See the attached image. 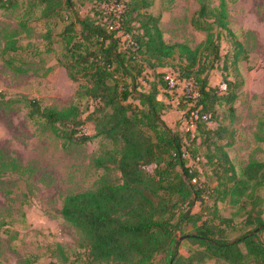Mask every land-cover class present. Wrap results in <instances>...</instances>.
I'll use <instances>...</instances> for the list:
<instances>
[{
	"label": "trees",
	"instance_id": "obj_1",
	"mask_svg": "<svg viewBox=\"0 0 264 264\" xmlns=\"http://www.w3.org/2000/svg\"><path fill=\"white\" fill-rule=\"evenodd\" d=\"M16 1L0 0V8L13 7ZM36 1L47 17L63 10L60 0ZM106 1L95 0L90 14L82 18L74 14L61 32L58 61L71 80L83 79L76 97L85 99L86 107L79 112L77 102L59 110L41 107L37 100L26 101L28 117L42 119L58 136L64 137L70 130L73 142L101 136L115 147L121 181H104L94 190L68 194L62 217L81 231L92 264H183L186 258L179 246L186 239L197 245L199 261L214 258L224 264H264V198L259 193L264 188V156L249 160L236 173L225 150L231 141H214L225 128H211L206 121H197L190 132L172 128L162 118L169 107L159 98L160 89H167L162 73L147 90L140 83L147 64L164 66L173 58L179 61V77L195 83L194 108L212 117L215 105L232 104L237 95L232 80L224 78L222 94L218 87L208 85L209 71L222 60L221 31L231 34L224 2L214 8L204 3L193 16V27L206 36L191 48L164 41L160 15L145 11L153 0L124 2L121 25L115 29L102 20L100 6ZM65 5L70 9L73 2L65 0ZM205 17L211 20H203ZM234 45L236 62L242 46L236 41ZM86 112L95 133L78 137L76 129L84 123L80 116ZM200 146L208 150L207 164L223 171L212 188L201 187L198 170L187 166L188 159L182 156L185 150L189 156L199 157ZM215 193L219 194L216 200L242 203L239 208L249 230L229 238L223 226L230 219L219 216L216 223L215 217L203 219L201 211H192L197 200L203 201L201 196L214 197Z\"/></svg>",
	"mask_w": 264,
	"mask_h": 264
},
{
	"label": "rangeland",
	"instance_id": "obj_2",
	"mask_svg": "<svg viewBox=\"0 0 264 264\" xmlns=\"http://www.w3.org/2000/svg\"><path fill=\"white\" fill-rule=\"evenodd\" d=\"M127 1L104 2L100 6L102 20L113 29L119 28V15ZM222 1L231 34L221 31L222 60L209 71L208 85L218 87L222 94L227 78L235 83L233 90L237 95L232 104L215 105L208 126L225 128L220 138L214 136V141H231L225 150L239 174L249 160L264 156V0ZM60 2L61 13L50 17L44 16L36 0H17L13 7L0 8V264H92L81 231L62 217L63 201L68 194L94 190L104 181H121L114 161L117 154L110 140L94 136L85 142H73L70 130L60 137L42 119L28 117L26 101L30 99L37 100L41 107L59 110L77 102L80 112L87 105L85 99L76 97L83 79L71 80L58 59L64 25L74 14L81 18L90 14L95 0H71L70 9L65 0ZM220 2L153 0L145 11L160 15L159 27L166 43L181 42L195 48L205 39L206 32L193 27V16L202 4L214 8ZM235 41L242 46L236 62ZM167 62L156 68L147 64L140 83L147 90L162 73L167 89L161 88L160 96L175 99V103H167L169 107L162 118L172 128L190 132L191 127L185 124L186 111L195 100L183 93L180 84L173 90L168 88L166 77L178 74L179 61L172 58ZM86 115L87 112L80 116L84 123L76 129L78 137L95 133ZM198 153L201 158L193 168L198 170L201 187L212 188L223 171L207 164V148L200 146ZM259 193L264 198V188ZM218 196H201L203 201L197 200L192 211H201L203 219L217 217L216 223L219 216L230 219L223 226L229 238L249 230L239 208L242 203L216 200ZM190 228L187 226L186 231ZM179 248L186 258L183 264H224L214 258L199 261L195 254L197 245L189 239L183 240Z\"/></svg>",
	"mask_w": 264,
	"mask_h": 264
},
{
	"label": "built area",
	"instance_id": "obj_3",
	"mask_svg": "<svg viewBox=\"0 0 264 264\" xmlns=\"http://www.w3.org/2000/svg\"><path fill=\"white\" fill-rule=\"evenodd\" d=\"M124 39H129V36L125 35L123 37ZM132 43V42H131ZM167 79V85L169 84L168 88L170 90H173V88L180 84L183 86L184 90L183 93L187 96H189L191 99H193V101L195 100L196 96H197V91H196V87H195V83L193 81V79H186V78H181L179 77L178 74H175L173 76L169 75L166 77ZM194 105L191 103L186 111L187 114V118L185 119V124L189 125L191 127V129L194 128L193 125H195V123L197 121H206L208 122L211 118L209 113L206 112H200L199 109L194 108ZM182 156L184 158L188 159V163L187 166H189L190 168H193L195 165L194 162L199 161V157H191L189 156V154L184 150Z\"/></svg>",
	"mask_w": 264,
	"mask_h": 264
},
{
	"label": "crops",
	"instance_id": "obj_4",
	"mask_svg": "<svg viewBox=\"0 0 264 264\" xmlns=\"http://www.w3.org/2000/svg\"><path fill=\"white\" fill-rule=\"evenodd\" d=\"M160 99H162L164 102L168 103V102H172V103H175V99H169L168 97L164 96V95H161L159 96ZM172 111V110H171ZM172 126V125H170Z\"/></svg>",
	"mask_w": 264,
	"mask_h": 264
}]
</instances>
